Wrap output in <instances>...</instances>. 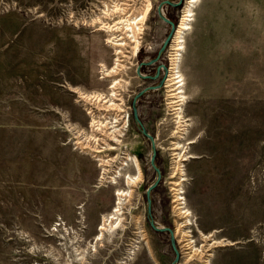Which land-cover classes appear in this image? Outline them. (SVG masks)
<instances>
[{
	"label": "rangeland",
	"instance_id": "374dc122",
	"mask_svg": "<svg viewBox=\"0 0 264 264\" xmlns=\"http://www.w3.org/2000/svg\"><path fill=\"white\" fill-rule=\"evenodd\" d=\"M162 1L150 0L152 8L139 34L140 49L132 54L131 46L126 45L117 71L111 74L103 71L117 65L114 47L100 22L92 20L102 17L114 26L123 15L138 13L146 0H0V264H172L176 253L171 234L154 229L150 218L158 227L173 230L180 251L177 264H205L206 256L212 264H264V0L195 3L180 63L186 95L183 118L177 117L171 96L172 69L166 75L171 74L168 86L164 80L159 89L138 98V117L155 137V160L162 175L151 191L149 215L147 189L157 172L151 165V140L139 128L133 100L141 89L157 84L164 75L162 67L156 80L145 79L137 71L142 61L159 55L171 32V24L158 13ZM169 1L172 3L163 9L175 23V30L159 60L141 66L144 75L155 74L158 66L168 62L173 65V40L188 0ZM107 9H111L110 16L105 14ZM87 78L89 82H85ZM113 80H120L116 92L124 99L120 116L128 113L119 123L122 132L117 133V140L108 136V126L103 127L106 131L91 127V117L105 120L116 111L106 109L102 101L75 94L64 99L65 104L54 105L41 96L45 89L73 93L74 86L108 95ZM67 106L75 112H65ZM189 107L198 108L202 122L194 121ZM220 112L221 131L216 119ZM244 124L247 130H243ZM230 127L239 128L238 142L244 148L240 145L236 149L232 144L235 140L228 134ZM199 130L202 139L197 148L202 156L189 158L193 150L189 140ZM90 134H96L98 142ZM177 141L182 145L173 148ZM62 143L109 159L102 166L94 157L98 164L95 186L110 191L112 209L118 201L115 189H132V195L124 200L123 225L106 231L102 240L91 237L82 208L72 210L63 200L68 196L61 187H55L59 189L56 194L45 192L49 187L39 184L40 153L47 146ZM233 147L238 153L252 154L253 163L248 173L245 167L239 169L247 176L232 179L237 187L230 203L233 223L212 231V227L200 224L189 199L190 186L197 184L209 204H224L217 190L221 179L214 173L204 177L203 171L219 169L220 163L208 156ZM179 151L185 154L184 159L175 153ZM135 157L142 180L128 185L125 174L138 171L132 160ZM175 161L186 171L188 179L182 186L196 219L193 225H183L181 232L176 229L186 219L174 201L173 187H179L174 182L181 181L179 172L172 175L178 171ZM119 171V182H111L110 177ZM103 174L106 178L102 180ZM72 213L78 217L76 224L70 222ZM187 233L191 234L183 236ZM187 238L203 252H195V247L187 245Z\"/></svg>",
	"mask_w": 264,
	"mask_h": 264
},
{
	"label": "crops",
	"instance_id": "0c3cea01",
	"mask_svg": "<svg viewBox=\"0 0 264 264\" xmlns=\"http://www.w3.org/2000/svg\"><path fill=\"white\" fill-rule=\"evenodd\" d=\"M85 82H89L90 79ZM84 83V82H83ZM77 87V86H74ZM84 90L83 88H80ZM73 93L62 91V90H48L45 89L41 96L45 98L46 102H50L54 105H63L64 99L73 97L76 94L77 98L78 92L71 90ZM87 91V90H85ZM198 106L197 103L192 104ZM68 109L64 110L67 113L75 112L71 110L70 106H67ZM198 108L193 110L188 108V112L192 111L194 116V121L196 123L202 122V117L197 111ZM210 114V113H209ZM222 113L217 116V124L222 130ZM248 116V115H245ZM215 118V117H214ZM211 119V117H210ZM246 124V123H245ZM243 125V130H247V125ZM232 130V131H231ZM238 133L239 128L232 129L228 128V134L232 138L234 137V143H232L236 149L241 145L244 148V144L238 142ZM200 139H202V130L197 131L193 138L189 140L191 147L193 146L192 152L189 154V158H200V149L201 145ZM235 147L230 149H222L217 152L219 154H214L213 162L220 163L219 169L212 171L211 169L204 170V177H213V173L216 178H220V184L217 186L224 200V204L216 206L208 203L207 197H202L204 193L198 189L197 184L190 186V202L194 207L196 214L200 220V224L205 227H212V231L215 230L217 226H227L233 223V213L230 207L232 202V195L237 193V187L232 182L233 178L237 176H247V174H240V167H245V170L248 173V167L253 163V156L249 154L238 153ZM248 148V143L246 142V151ZM91 152L82 151L75 148H71L67 144H55L54 146L45 147V151L41 152L39 155V184L49 187L45 192L56 193L59 192V189L55 187H61L62 191L68 197H64L65 202L70 203L72 210H75V207L82 208L84 215L86 217L85 225L88 228V232L92 235L91 237H96L99 231L100 223L102 222L103 216L108 214L112 210V203L110 198V191L108 189H100L95 186L96 179L98 176V164L96 159ZM208 158V160L210 159ZM211 160V159H210ZM241 162H246V164H241ZM44 180V182H43ZM253 202V200H252ZM78 212V210H77ZM62 213L63 210H62ZM70 215V222L76 224L77 215ZM66 216V213H64ZM249 212L247 211V222H248ZM252 221L254 220L253 207L251 210ZM96 234V235H95Z\"/></svg>",
	"mask_w": 264,
	"mask_h": 264
},
{
	"label": "bare ground",
	"instance_id": "6f19581e",
	"mask_svg": "<svg viewBox=\"0 0 264 264\" xmlns=\"http://www.w3.org/2000/svg\"><path fill=\"white\" fill-rule=\"evenodd\" d=\"M146 1L147 2L144 4V6L140 9V11L138 13L132 14V15H123L122 19L119 22L114 23V26H116V27L112 26L109 21H105L106 19H103L102 17L96 18V17H98V16H96L95 17L96 19L92 20V22H94V23L95 22H100V24L106 30V33L108 32L107 33V41L111 42V44L114 47L115 54H116V58L114 60L116 61L117 65L115 67H113V69L105 68L103 73H111V74H113L112 72H114V71L116 72L117 71L118 66L120 65V62H121L120 57L122 55H124L122 53H124L123 49L126 48V45H130L131 46L132 54H137V51L140 49V46H141L140 37L141 36L139 34L143 32L142 30L144 29L143 27H144V24H145V20H147V17H148V15L150 13V10L152 8V6H151L152 3L150 2V0H146ZM197 1L198 0H188L187 5L185 7L186 9H184L185 12L183 14V18L181 19L182 21H180L181 23L178 26V29H177V31L175 33V37H174V40H173L174 43H175L174 44V46H175V48H174L175 50L174 51L175 52L173 53V57H172V59H173L172 60V63H173L172 72L173 73H172V77L170 79L171 80V85L170 86L172 88L171 91L173 92V93H171V96L174 98V100L176 99L175 101L172 99L173 103L176 102L175 112L177 113V117H180V118L181 117L183 118V112H182L183 111V106L182 105H183V103L185 101V98H186L185 90H184V84H185L184 75H183V72L181 71V68H180L182 53H183V50L185 48V36L184 35H186L185 34L186 30H189L190 28H192L191 21L194 19V14H195L193 7L195 6V3ZM115 6H117V8H118V4L117 5L115 4ZM107 10H108V12L106 11L107 13H105V14H107V16L108 15L110 16V14H111L110 10L111 9L110 10L107 9ZM118 18H120V17H118ZM118 23H120L121 25L119 26ZM117 31H120V33H118ZM170 75L171 74H169V76ZM111 83H112L110 85V87H111L110 91L111 92L108 95H104V93H101V92H86L85 90H82V89L77 88V87L71 88V89H73L74 91H77L78 92V96L80 95L81 98H86V100L89 99L90 101L91 100H96L98 102L102 101L104 103L106 109L114 110V111L116 110L115 112H113V116H108L109 117V118H107L108 120L107 119L103 120V119L97 118V117H91V119H92V123H91L92 126L91 127H94L93 130L94 129L103 130L104 126H108L109 127L108 136L111 137L112 139L117 140L118 139L117 133H119L121 131L120 128L118 127L119 123L125 117H127L128 113L125 112V115L123 114L121 116H120V113H119V111H121V112L124 111V108H123V105H122L124 99L123 98L119 99V97L117 96L118 94L116 92L117 85L120 83V80H113V81H111ZM115 99L120 100V102H116ZM173 105H175V104H173ZM125 111H127V110H125ZM124 126H127V120L125 121L123 127ZM103 131H106V130L104 129ZM96 132H97V130H96ZM92 136H93V134L89 135V137H92ZM95 137H96L95 141L98 142L99 138L96 136V134L93 136V138H95ZM103 139H101V140H103ZM79 142H81V140ZM175 145L176 146H174L173 148H178V147H180L182 145V143L180 141H177V142H175ZM110 147L114 148L113 145H110ZM101 150L102 149H100L99 151H101ZM175 153L178 154L179 158H181V157L183 158V156L185 155V154L184 155L182 154V151L175 152ZM97 154H94L93 156L96 157V159L98 158V160L100 161V165L102 164V166H105L106 163L108 164L109 159H104L103 157H101L100 155H97ZM132 160H134V162L136 163V166H137V169H138L137 174L130 175V174L126 173L125 175H127L126 180H127V182H129L128 185H135V184L137 185V183L140 180H142V171H141L138 159L135 157ZM175 160H176V158H175ZM104 162H106V163H104ZM176 163H177L176 169L178 171H174V174H172V175L174 176L176 172H179V174H180V178L179 179H181V181L180 180L179 181L176 180L174 182L176 186H179V187H173V189L175 190V192H174V194H175L174 201L177 202L176 209L178 210L179 214H181L186 219L184 221V223L181 222L179 228L176 229V231L178 230V232H181L182 229L184 228V227L182 228L183 225H193V224L196 223V219H195V214H194L193 210L191 209V206H189V204L187 202V197L185 195L186 191H185L184 187L182 186V181H185V180L188 179L186 177V175H185L186 171H185L184 167H182V164L180 162L179 163L176 162ZM103 169L105 171L107 168L104 167ZM118 174L120 175V171L117 172L115 177L114 176L110 177V178H112L111 182H113V183H118L119 182V181H117V178H118L117 175ZM101 177H102V180L105 179L106 178V174H103ZM115 190H116L115 195H117L116 199L118 201L115 202V204L113 205V209L108 214L103 216L102 222L100 223L98 234L96 235V241L102 240L103 237L105 236V232L106 231L113 230V229L123 225L124 217H122V215H123V208H124V206H123L124 205V200H126V198H128V197H130L132 195V189H129V188L126 189V188H122V187L119 188L118 187ZM193 220H194V222H193ZM190 234L191 233H187L186 235H183V236H189ZM211 235L212 234L206 235L205 237L207 238V236H211ZM213 238H215V237H213ZM187 239H189V238H187ZM187 245H190V247H195L196 246V244H194V242L192 240H190V239H189ZM194 250H195V252H198V250H200V247H195ZM200 251L203 252V250H200ZM193 253H194V251H193ZM211 255H212V253H211ZM205 264H212L211 258H208L206 256Z\"/></svg>",
	"mask_w": 264,
	"mask_h": 264
},
{
	"label": "water",
	"instance_id": "95a60500",
	"mask_svg": "<svg viewBox=\"0 0 264 264\" xmlns=\"http://www.w3.org/2000/svg\"><path fill=\"white\" fill-rule=\"evenodd\" d=\"M166 3H172L171 1L169 0H165V1H162L159 5H158V13L160 15V17L162 19H164L165 21H167L168 23L171 24V32L168 36V38L166 39V42L161 50V52L159 53V55L157 57H155L154 59L150 60V61H142L139 66H138V75L145 78V79H152V80H156L158 79L159 75H160V71H161V67L163 68L164 70V75L161 79V81H159L157 84H153V85H150V86H147L143 89H141L134 97V100H133V113H134V116L136 118V121L139 125V128L141 129V131L151 140V144H152V156H151V165L154 167V169L156 170L157 172V178L156 180L148 187L147 189V204H148V214L150 215L151 214V191L159 184L160 182V179L162 177L161 175V171L158 167V165L156 164V160H155V157H156V144H155V137L148 131L146 130V128L144 127L142 121L139 119L138 117V112H137V100L138 98L143 95L144 93H146L147 91H150V90H156V89H159L163 83H164V80L166 79V75H167V72H168V67L167 65L163 64L161 66H158L155 74H142L141 71H140V68L142 65L146 64V65H152L154 63H156L158 60H159V56L161 55L162 51L166 48L169 40L171 39L172 37V34H173V31L175 30V23L173 21H171L168 17H166L165 13H164V5ZM150 223H151V226L156 229V230H162V231H169L170 234H171V238H172V242H173V245H174V249H175V253H176V257L174 259V261L172 262V264H177L179 259H180V251L178 250L177 246L175 245V242H174V232L172 229H170L169 227H158L153 219L150 218Z\"/></svg>",
	"mask_w": 264,
	"mask_h": 264
},
{
	"label": "built area",
	"instance_id": "2783aa9c",
	"mask_svg": "<svg viewBox=\"0 0 264 264\" xmlns=\"http://www.w3.org/2000/svg\"><path fill=\"white\" fill-rule=\"evenodd\" d=\"M173 56V55H172ZM169 59H171V58H169ZM173 66V65H172ZM172 66H171V64H170V62H168V64H167V67H168V72L170 71V69H172ZM172 71V70H171ZM168 74V73H167ZM170 74V73H169ZM168 78H169V76H167L166 77V79H165V83H164V86L166 87V86H168L167 84V80H168ZM175 109V108H174ZM92 111L91 110H89L88 111V113H91ZM59 222H61L60 221V219L58 220V222L57 223H59Z\"/></svg>",
	"mask_w": 264,
	"mask_h": 264
},
{
	"label": "flooded vegetation",
	"instance_id": "af4514ba",
	"mask_svg": "<svg viewBox=\"0 0 264 264\" xmlns=\"http://www.w3.org/2000/svg\"><path fill=\"white\" fill-rule=\"evenodd\" d=\"M136 169H137V167H136Z\"/></svg>",
	"mask_w": 264,
	"mask_h": 264
}]
</instances>
